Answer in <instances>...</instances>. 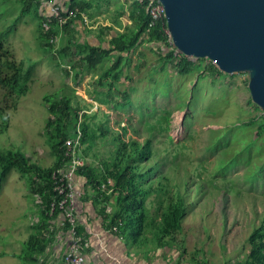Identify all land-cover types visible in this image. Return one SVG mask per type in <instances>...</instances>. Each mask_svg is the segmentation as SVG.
I'll return each mask as SVG.
<instances>
[{
  "label": "trees",
  "instance_id": "16d2710c",
  "mask_svg": "<svg viewBox=\"0 0 264 264\" xmlns=\"http://www.w3.org/2000/svg\"><path fill=\"white\" fill-rule=\"evenodd\" d=\"M17 1L20 7L15 15L16 21L0 29V89L2 90L0 133L6 132L8 128L10 119L8 111L14 110L18 100L29 90L28 81L33 63L25 69L21 61L13 58L7 43L8 37L15 30V23L21 17L30 15L36 19V35L40 47L45 52H50V58L56 66L62 61V63L67 62L64 64L67 65L68 72L74 71V80L81 78L83 70L96 69L107 57L113 56L112 61L95 82L97 87L100 85L105 90L92 88L88 91L94 101L108 106L111 105V96H109L111 91L126 96L125 92H120L114 86V82L119 78L122 66L129 63L131 53L142 44L164 43L167 47L170 45L164 20L149 25L150 16L145 0H129L126 6L118 8L116 15H110V25L98 26L96 45L79 41L75 25L80 21L86 27L87 20L84 17L92 19L100 13L102 5L108 6L109 0H69L67 8L60 11V15L66 17L64 24H60L57 17L41 14L43 0ZM65 36V44L57 50L56 47L54 48V43L49 42L51 38ZM103 42H106L107 46H104ZM158 55L162 64L161 69L167 64L179 75H186L203 68L206 70V67L212 75L224 73L211 61L185 56L177 52L174 47L167 48L166 52H160ZM65 57L67 61L63 60ZM60 59L62 61L59 62ZM204 61L208 62L207 66ZM197 85L194 84L190 90L191 98L186 102L188 107L193 106L192 103L196 99L194 91ZM166 89L167 85L164 91ZM43 102L48 111L44 135L46 144L54 156L53 163L45 167L32 161L20 148L0 146V189L9 172L14 170L26 180L28 194L32 200H35L37 206L34 213L38 219L32 222L31 232L22 242L21 251L13 254L22 264L48 263L46 250L53 237L48 232V227L60 213L57 205L53 210L51 208V203L54 201L57 204L60 199L58 192L53 189L52 174L55 170L66 166L69 158L65 154L64 142L66 139L75 138L78 131L80 148L81 145H85V154L100 138L108 141L112 146L108 155L100 158L97 163L87 164L83 161L74 174L75 189H77L75 182L77 177L79 182H83L84 186L92 190L96 203L100 205L99 213L103 217L105 228L120 238L130 252L143 256L145 260L150 259L159 249L167 251L175 249L178 257L173 263L167 261V264H208L204 258L197 260L195 252L187 259L188 261L182 260L187 253L183 223L191 213L195 200L200 201L215 193H221L222 200L226 204V200L228 201L231 195L239 193L242 185L239 176L233 172L230 175L229 172H224L235 166L237 159L232 158L224 164H218L216 171L204 175L199 166L192 161L183 162L184 141L173 142L171 135L168 134L171 115L169 110L157 115L154 107L145 106L141 118L152 115L157 117L154 122L147 119L141 122L146 132L143 134V130L132 125L130 121L127 125L121 126V130H113L105 125L93 127L89 121H86L91 116L87 112L79 113V107L71 103L69 95L55 97L54 93L45 94ZM128 104L129 101L118 106L123 108ZM188 118L192 119L191 112L187 114ZM251 123H234L232 128L242 131ZM232 128H228L227 132ZM262 128L264 124L260 122L258 130L253 132V138L246 143V149L256 145L254 143L259 138V131ZM155 129L165 133L167 145L164 149H157L154 145ZM97 130L99 133H96ZM130 130L132 134L126 136ZM220 130L210 128L208 131L214 133ZM227 134L216 135L218 138L210 148L215 149L216 146L226 143ZM80 148L77 154L83 160ZM260 169L264 170V165ZM248 179L255 189L264 188V179L258 171L252 172ZM35 195L41 200L40 203L36 202ZM254 215L255 220L250 223L251 228L246 237L248 249L244 256L232 264H264V209L261 212L255 210ZM65 227L67 228L68 224ZM76 230L81 237L79 251L86 260L84 254L86 236L82 233L83 227L78 222ZM61 264H65L64 260Z\"/></svg>",
  "mask_w": 264,
  "mask_h": 264
},
{
  "label": "rangeland",
  "instance_id": "374dc122",
  "mask_svg": "<svg viewBox=\"0 0 264 264\" xmlns=\"http://www.w3.org/2000/svg\"><path fill=\"white\" fill-rule=\"evenodd\" d=\"M129 2L109 0L108 6L102 5L100 13L92 19L85 17L86 29L89 26V30L98 33V26L110 25V15H116L118 8ZM19 7L17 0H0V29L16 21L15 15L19 12ZM40 11L44 15L50 12L42 6ZM36 22L30 15L21 17L7 39L13 58L21 61L25 69L30 63L33 65L28 92L18 100L14 110L8 111L9 125L6 132L0 133V146L20 148L32 161L45 167L53 163L54 156L44 135V125L48 117L43 102L45 94L54 93L55 97L69 95L71 103L79 107V113L87 112L91 116L86 121L93 127L105 125L113 130H121V126L130 121L132 125L142 129L143 134L146 133L143 120L154 122L157 117L152 115L141 118L145 106L154 107L157 115L169 110L171 115L168 134L173 142L184 141L183 162L192 161L204 175L216 171L218 164L235 158L237 164L224 172L238 175L242 183L239 193L231 195L226 204L221 193H215L200 201L195 200L191 213L183 223L187 253L182 260L188 261L193 252L197 260L204 258L208 264H232L244 256L248 249L246 237L251 228L250 223L255 220L254 211L261 212L264 209V188L255 189L248 179L254 171H258L264 179V170L260 169L264 165V128L259 131V138L254 143L256 145L245 148L246 143L253 138L254 130H258L259 123L264 124V110L258 106L256 108L250 98L248 73L212 75L206 67V70L203 68L179 75L167 64L161 69L158 53L166 52L172 46L167 47L164 43L142 44L131 53L129 63L122 66V72L114 82V86L120 92H125L126 96L111 91V105H98L93 102L88 91L92 88L104 89L100 85L97 87L95 82L113 56L107 57L96 69L83 70L81 78L74 80V74L68 72L67 65L64 64L67 62L62 63L60 59L59 62H62L56 66L50 58V52H45L40 47ZM65 42L66 36L57 38L54 48L57 50ZM103 45L107 46V43L103 42ZM63 60L67 61V58ZM207 61L203 62L205 66ZM200 75L202 76L199 77ZM196 83V99L193 106L188 107L186 102L191 98L190 90ZM165 85L167 89L164 91ZM1 98L0 89V104ZM126 99L130 104L123 108L118 106L127 102ZM189 112L192 119H187ZM242 122L252 123L242 131L232 128L234 123ZM210 128L221 130L213 133L208 131ZM228 128L232 129L227 132ZM226 133L228 141L211 149V145L218 138L216 135ZM131 134L130 130L126 136ZM153 139L157 149L166 147L167 138L164 132L160 133L155 129ZM111 147L108 141L100 138L86 154L85 145H81L80 155L87 164L97 163L100 158L108 155ZM35 204V200L28 194L26 180L14 170L9 172L0 189V264H22L13 254L21 251L22 242L31 232L32 222L38 219L34 213L37 208ZM155 253V260L167 256V261L171 263L178 257L175 249H159ZM163 260L165 261L164 258Z\"/></svg>",
  "mask_w": 264,
  "mask_h": 264
},
{
  "label": "water",
  "instance_id": "95a60500",
  "mask_svg": "<svg viewBox=\"0 0 264 264\" xmlns=\"http://www.w3.org/2000/svg\"><path fill=\"white\" fill-rule=\"evenodd\" d=\"M177 52L220 71L248 73L252 102L264 110V0H160Z\"/></svg>",
  "mask_w": 264,
  "mask_h": 264
},
{
  "label": "crops",
  "instance_id": "0c3cea01",
  "mask_svg": "<svg viewBox=\"0 0 264 264\" xmlns=\"http://www.w3.org/2000/svg\"><path fill=\"white\" fill-rule=\"evenodd\" d=\"M53 1L65 9L69 4V0ZM42 7L47 9L48 12L50 11L49 4H44ZM75 28L77 29L79 41H87L89 44L96 45V42H98L96 32L89 30V26L86 29L78 21ZM70 73L74 74V71L72 70ZM93 102L100 105L97 101L93 100ZM75 182L76 190L80 193L76 201L77 222L83 227L82 233L86 236V240H84L85 264H167L168 257L162 256L155 260L156 253L150 259L145 260L143 256L130 252L120 238L105 228L103 217L99 213L100 205L96 203L92 190L88 186H84L83 182H79L77 177ZM53 222L54 230L50 232L53 236L52 242L46 250L47 264H61L67 238L63 228L55 220Z\"/></svg>",
  "mask_w": 264,
  "mask_h": 264
},
{
  "label": "built area",
  "instance_id": "2783aa9c",
  "mask_svg": "<svg viewBox=\"0 0 264 264\" xmlns=\"http://www.w3.org/2000/svg\"><path fill=\"white\" fill-rule=\"evenodd\" d=\"M145 1L146 8L150 16L149 25L154 24L156 21L164 20L165 22L164 7L160 0ZM44 4H49L50 6V12L46 14L48 17H57L60 24H64L66 22V17H62L60 15V11L64 10L63 7L59 6L53 0H43L41 5L43 6ZM165 32L168 34L167 28H165ZM49 42L55 43L56 39L51 38ZM169 44L172 45L170 37ZM64 145L66 148L65 154L66 156H68L69 159L63 169H57L52 174L54 184L53 189L54 191L58 192V194L60 195V199L57 201V204L53 201L51 203V208L53 210V208L57 205V207L60 209V213L54 220L56 223H58L60 227L63 228V231H65L64 234L67 238L66 249L65 252L62 254V260H64L65 264H85V257L79 251L81 246V238L77 234L76 230V201L80 193L74 187V174L77 170V167L83 164V160L77 154L80 148V132L78 131V134L75 138L68 140L66 139ZM35 197L36 202L40 203L41 200L39 199V197H37L36 195ZM109 209L110 208L108 207V210ZM53 223L54 222L51 221L48 227L49 233L54 230ZM66 224H68L67 228L65 227ZM48 232L46 233L47 236Z\"/></svg>",
  "mask_w": 264,
  "mask_h": 264
}]
</instances>
